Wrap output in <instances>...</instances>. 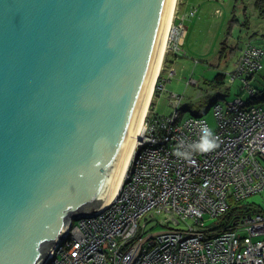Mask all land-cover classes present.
<instances>
[{
    "label": "water",
    "instance_id": "95a60500",
    "mask_svg": "<svg viewBox=\"0 0 264 264\" xmlns=\"http://www.w3.org/2000/svg\"><path fill=\"white\" fill-rule=\"evenodd\" d=\"M170 4L0 0V264H42L108 202Z\"/></svg>",
    "mask_w": 264,
    "mask_h": 264
},
{
    "label": "built area",
    "instance_id": "2783aa9c",
    "mask_svg": "<svg viewBox=\"0 0 264 264\" xmlns=\"http://www.w3.org/2000/svg\"><path fill=\"white\" fill-rule=\"evenodd\" d=\"M176 12L177 24L170 26L166 41L174 51L185 33L184 15ZM263 58L264 47L251 42L240 50L227 80L239 79L250 98L215 102V128L202 116L178 123V105L169 115H158L151 107L114 199L91 216L71 220L42 264H264V214L244 212L226 227L214 224L231 201L244 200L264 187V101L252 102L255 90L248 79L261 68ZM164 71L168 77L174 72ZM163 80L155 83L159 91ZM196 121L207 123L222 143L191 161L178 159L174 152L179 142L199 138ZM160 212L167 213L166 222L193 223L186 229L147 232L139 220Z\"/></svg>",
    "mask_w": 264,
    "mask_h": 264
},
{
    "label": "rangeland",
    "instance_id": "374dc122",
    "mask_svg": "<svg viewBox=\"0 0 264 264\" xmlns=\"http://www.w3.org/2000/svg\"><path fill=\"white\" fill-rule=\"evenodd\" d=\"M254 2L255 0H177L171 26L177 24L178 11L180 16L184 15L181 27L185 33L178 50H171L166 43L163 64L157 75L158 80L164 79V86L160 93H156L157 87H154L145 120L151 107L158 114L168 115L172 113V109L174 111L173 106L178 105V123L192 116H202L215 128V102L224 103L237 97L249 100L250 95L246 89H242V82L236 79L231 83L227 80V73L233 69L240 50L247 42L264 47V17L260 15ZM192 9L195 12L189 15ZM245 19L247 25L243 24ZM223 41L228 43L229 49L226 57L220 59ZM165 68L174 71L172 76H167ZM218 72L226 73V78L223 84L214 86L212 80ZM249 81L251 86L264 88V63ZM218 91L220 95L217 94ZM206 92L210 94L209 99L206 98ZM172 94L181 98L173 99ZM262 164L264 166V161ZM243 203L264 210V187L244 199ZM167 217L166 212H160L153 216L147 214L139 221L146 224L147 232L161 231L172 226L186 229L188 224L193 223L191 220L187 223L181 220L175 225L173 222H166ZM175 218L172 217L171 220L175 221ZM204 218L207 219L208 215H204ZM206 223H211V220H206Z\"/></svg>",
    "mask_w": 264,
    "mask_h": 264
},
{
    "label": "trees",
    "instance_id": "16d2710c",
    "mask_svg": "<svg viewBox=\"0 0 264 264\" xmlns=\"http://www.w3.org/2000/svg\"><path fill=\"white\" fill-rule=\"evenodd\" d=\"M254 4H255V7L259 10L260 15L264 17V0H255ZM246 21H247L246 19L243 21L244 25H247ZM228 49H229L228 43L226 41H223L220 55H219L220 59H224L226 57L225 54ZM263 63H264V58L262 59L261 68L263 67ZM261 68H259L256 72H258ZM256 72L250 75L248 79L250 80ZM225 78H226V73L218 72L217 74H215L214 79L212 80V84L214 86H219L224 83ZM250 87H252L255 90V95L252 97V99L254 100L252 102H263L264 101V88L254 87V86H251V84H250ZM156 93H160L159 89H156ZM217 94L219 93L217 92ZM209 96L210 94L206 92V98L209 99ZM155 113L158 114L157 112ZM158 115H162V114H158ZM244 212H248V213L258 212V213L264 214L263 208L256 209L252 204H244L243 200H239V201L234 200L230 202L228 209L215 219L214 221V224H216L215 228H222V227L228 226L230 223L236 220L237 217L241 213H244Z\"/></svg>",
    "mask_w": 264,
    "mask_h": 264
},
{
    "label": "bare ground",
    "instance_id": "6f19581e",
    "mask_svg": "<svg viewBox=\"0 0 264 264\" xmlns=\"http://www.w3.org/2000/svg\"><path fill=\"white\" fill-rule=\"evenodd\" d=\"M176 3H177V0H171L170 9H169L168 18H167L166 27H165L164 36H163V41H162L160 53H159V56H158V60H157V63H156V67H155V70H154V74H153V77H152V81H151V84H150V87H149V91H148V94H147V97H146V100H145V104H144V107H143V110H142V113H141L137 128L135 130L133 139L131 141V144H130V147H129V150H128V153H127V156H126V159H125V162H124V165H123L121 173L119 175L118 181L116 183V186H115V188H114V190H113L108 202L104 205V207L108 206L111 203V201L114 199L116 194L118 193V190L120 188L124 172H125V170H126V168L128 166L130 157H131L132 152H133V148H134L136 140H137V138H138V136L140 134L142 123H143V119H144V116H145V114H146V112L148 110L149 103H150V100H151L152 95H153V90H154V85L156 83L157 75H158L159 71L161 70V67H162V64H163V57H164L165 48H166V41L168 39L167 38L168 37V32H169V29H170V26H171V23H172V18H173V15H174Z\"/></svg>",
    "mask_w": 264,
    "mask_h": 264
},
{
    "label": "clouds",
    "instance_id": "9594fccd",
    "mask_svg": "<svg viewBox=\"0 0 264 264\" xmlns=\"http://www.w3.org/2000/svg\"><path fill=\"white\" fill-rule=\"evenodd\" d=\"M192 124L193 122H189ZM195 125L199 129V138L193 142L181 140L177 145L174 155L181 160L191 161L195 154L210 153L220 147L221 137L214 132L207 123L196 121ZM261 264V262H257Z\"/></svg>",
    "mask_w": 264,
    "mask_h": 264
}]
</instances>
